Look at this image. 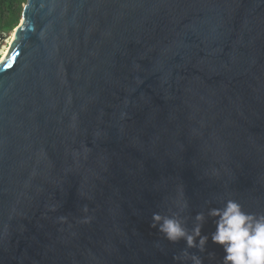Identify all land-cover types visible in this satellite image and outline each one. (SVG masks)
I'll return each instance as SVG.
<instances>
[{"label": "water", "instance_id": "obj_1", "mask_svg": "<svg viewBox=\"0 0 264 264\" xmlns=\"http://www.w3.org/2000/svg\"><path fill=\"white\" fill-rule=\"evenodd\" d=\"M0 62V264H224L264 215V0H26ZM154 213L205 250L170 242ZM187 253V255H185Z\"/></svg>", "mask_w": 264, "mask_h": 264}, {"label": "clouds", "instance_id": "obj_2", "mask_svg": "<svg viewBox=\"0 0 264 264\" xmlns=\"http://www.w3.org/2000/svg\"><path fill=\"white\" fill-rule=\"evenodd\" d=\"M209 215L218 218L211 240L223 247L224 264H264V215L246 213L234 200H228L223 208L210 209ZM195 219L198 223L191 232L180 219L161 216L159 213L153 214L150 226L158 228L170 242L183 239L188 248L204 251L209 240L201 232L204 214L198 213ZM191 259L193 264H202L201 259L194 254Z\"/></svg>", "mask_w": 264, "mask_h": 264}, {"label": "trees", "instance_id": "obj_3", "mask_svg": "<svg viewBox=\"0 0 264 264\" xmlns=\"http://www.w3.org/2000/svg\"><path fill=\"white\" fill-rule=\"evenodd\" d=\"M25 3L26 0H0V36L17 27Z\"/></svg>", "mask_w": 264, "mask_h": 264}, {"label": "rangeland", "instance_id": "obj_4", "mask_svg": "<svg viewBox=\"0 0 264 264\" xmlns=\"http://www.w3.org/2000/svg\"><path fill=\"white\" fill-rule=\"evenodd\" d=\"M23 6H24V5H23ZM21 21H22V19H20V21H19V23H18L17 26L20 25ZM12 31L14 32V30H12ZM12 31H10V32H6V33H3V34L0 36V56H1L2 52L4 51V49H5L6 47L9 48V46H10V42H9V40H10V37H11V33H12Z\"/></svg>", "mask_w": 264, "mask_h": 264}, {"label": "bare ground", "instance_id": "obj_5", "mask_svg": "<svg viewBox=\"0 0 264 264\" xmlns=\"http://www.w3.org/2000/svg\"><path fill=\"white\" fill-rule=\"evenodd\" d=\"M13 39H14V32L12 31L9 42L11 43V41H12ZM8 51H9V48L6 47V48L4 49V51L2 52L1 56H0V62L5 58V56L7 55Z\"/></svg>", "mask_w": 264, "mask_h": 264}]
</instances>
